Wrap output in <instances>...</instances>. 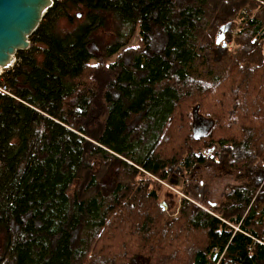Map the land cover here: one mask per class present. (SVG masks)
<instances>
[{
  "label": "trees",
  "instance_id": "obj_1",
  "mask_svg": "<svg viewBox=\"0 0 264 264\" xmlns=\"http://www.w3.org/2000/svg\"><path fill=\"white\" fill-rule=\"evenodd\" d=\"M28 39L0 73V264H264V0H54ZM199 166L244 180L212 201Z\"/></svg>",
  "mask_w": 264,
  "mask_h": 264
},
{
  "label": "water",
  "instance_id": "obj_2",
  "mask_svg": "<svg viewBox=\"0 0 264 264\" xmlns=\"http://www.w3.org/2000/svg\"><path fill=\"white\" fill-rule=\"evenodd\" d=\"M53 1L0 0V72L11 65L17 50L29 47L28 37L38 27ZM228 26L225 25V29ZM220 36L216 42H219Z\"/></svg>",
  "mask_w": 264,
  "mask_h": 264
},
{
  "label": "rangeland",
  "instance_id": "obj_3",
  "mask_svg": "<svg viewBox=\"0 0 264 264\" xmlns=\"http://www.w3.org/2000/svg\"><path fill=\"white\" fill-rule=\"evenodd\" d=\"M118 29V21L116 18H113L111 21L105 23V32H101V36L106 42H108L115 38ZM232 31L234 32V29L232 30V27L230 26L227 27L226 31H221V36L219 39L220 42H223L225 36L228 33H232ZM137 38L138 36L135 32V34L129 39L128 46H135L137 44ZM226 42L228 43V40H226ZM231 48L232 45H230V49ZM14 58V61H12L11 65L6 69H10L14 65L16 61L15 55ZM196 124L200 126V130H204L208 122L203 121L200 118L196 119ZM243 180L244 178L241 176L240 171L228 169L222 166H199L193 169L191 176V183L193 187H195V189L197 190H200L202 186H206L208 188V191L210 192V199L212 201H221L223 192L227 191L231 186L243 182ZM160 204L163 209H166V204H164L163 202H160Z\"/></svg>",
  "mask_w": 264,
  "mask_h": 264
},
{
  "label": "built area",
  "instance_id": "obj_4",
  "mask_svg": "<svg viewBox=\"0 0 264 264\" xmlns=\"http://www.w3.org/2000/svg\"><path fill=\"white\" fill-rule=\"evenodd\" d=\"M14 59H15V58L13 57V61H14Z\"/></svg>",
  "mask_w": 264,
  "mask_h": 264
}]
</instances>
